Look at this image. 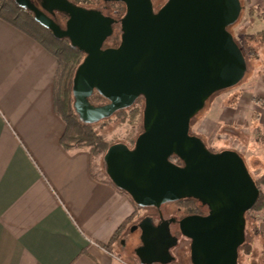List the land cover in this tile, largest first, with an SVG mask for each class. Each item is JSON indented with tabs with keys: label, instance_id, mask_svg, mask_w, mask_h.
<instances>
[{
	"label": "water",
	"instance_id": "obj_1",
	"mask_svg": "<svg viewBox=\"0 0 264 264\" xmlns=\"http://www.w3.org/2000/svg\"><path fill=\"white\" fill-rule=\"evenodd\" d=\"M57 38H67L85 56L73 81L74 108L93 124L144 99L143 131L133 147L112 144L103 159L110 180L142 207L194 198L208 206L206 216H189L181 231L192 239L193 264H239L246 240L245 214L260 189L242 155L233 149L211 151L191 134V121L215 93L239 84L248 66L228 29L243 11L241 0H121V42L105 45L118 21L68 0H15ZM68 16L65 27L55 11ZM99 93L108 102L91 101ZM177 156L178 164L171 160ZM143 264L167 263L157 257L148 235L165 230L150 216L140 222ZM167 232V230H166ZM163 254V255H162Z\"/></svg>",
	"mask_w": 264,
	"mask_h": 264
},
{
	"label": "crops",
	"instance_id": "obj_2",
	"mask_svg": "<svg viewBox=\"0 0 264 264\" xmlns=\"http://www.w3.org/2000/svg\"><path fill=\"white\" fill-rule=\"evenodd\" d=\"M243 1L251 35L263 30L262 18L250 23L249 9L264 11V0ZM58 68L40 43L0 19V264H116L115 233L136 210L129 195L97 171L88 148L61 144ZM232 96L215 98V113L211 108L197 123L196 135L206 142L211 123L216 142H230L228 149L238 152L243 147L251 158L264 154L262 139L255 138L264 133V65ZM258 214L253 248L259 259L264 210Z\"/></svg>",
	"mask_w": 264,
	"mask_h": 264
},
{
	"label": "trees",
	"instance_id": "obj_3",
	"mask_svg": "<svg viewBox=\"0 0 264 264\" xmlns=\"http://www.w3.org/2000/svg\"><path fill=\"white\" fill-rule=\"evenodd\" d=\"M241 2L244 8L243 0H241ZM125 12L126 9L124 10V14ZM242 14L243 11L241 13V16ZM123 16H124L123 12H121V14L118 17H123ZM256 17L262 18L264 20V11L261 12L255 9H249L250 23L253 22ZM240 18L236 23L229 26L228 29L230 31L231 28L239 22ZM0 19L11 24L15 28L21 30L22 32H24L25 34L36 40L51 54H53L59 62V68L55 76L54 88H55L56 111L63 118L65 122V132L61 137V144L63 145V147H65L67 150L86 147L88 148L91 158L93 160H95L102 154L105 155V153L112 145V143H110L106 139L103 133H99L97 131L94 123L89 124L83 122L79 118L74 108V96H73L74 76L78 66L83 61L85 54L82 51H80L77 47L72 46L69 39L57 38L50 29L46 28L38 21H36L32 11L19 6L15 0H0ZM246 39L249 43V52L246 51V49L243 48L242 46L240 47L245 55L247 66L249 67V61H250L249 57L257 60L259 57H261V54H263L264 52V29L257 31L256 33L248 36ZM263 60H264V56H263ZM96 99L97 100L102 99L104 101H107L103 96H101L97 92L92 96L91 101L94 102V100ZM140 102L141 101L139 99L136 101L134 105L128 107L129 109L128 108L121 109L117 111L115 114L125 115V113H128L129 116L131 114L132 115L131 118H133L137 116L138 109L136 110V108H138ZM205 107L206 104L204 108L201 111H199V113H201L205 109ZM194 118L191 121L190 132L191 134L196 135V133L192 132ZM260 139H263L264 141V133L261 134ZM215 152H219V151H215ZM171 160L178 164H181V160L177 156H172ZM252 176L257 186L260 189V195L256 204L249 211L246 212L245 214L246 222H247V216H250L253 219L254 213H259L264 210V191L262 190V186L264 185V171H262L258 175L252 174ZM108 179L111 183H113L110 180V178ZM122 191L127 195H129L126 191L124 190ZM129 197L131 198L130 195ZM131 200L136 208L135 213L130 219H127L123 224V226L121 227V229H119V231L115 233L113 242L114 240H118V238L121 236L123 232L122 229H125L126 226L134 219L135 215L137 214V211L144 208L138 205L132 198ZM245 231H246V226H245ZM254 231H255L254 234H257L258 227H255ZM104 247L107 249L111 248L110 245H105ZM253 251L254 248L252 242L245 241L239 249V256L240 255L250 256L253 253Z\"/></svg>",
	"mask_w": 264,
	"mask_h": 264
},
{
	"label": "rangeland",
	"instance_id": "obj_4",
	"mask_svg": "<svg viewBox=\"0 0 264 264\" xmlns=\"http://www.w3.org/2000/svg\"><path fill=\"white\" fill-rule=\"evenodd\" d=\"M167 2V0H153L154 3V7L156 10L160 9L165 3ZM244 2V1H243ZM126 8V7H125ZM125 10V9H124ZM123 15H124V11H123ZM259 17H256V19L251 22L252 24L254 22H256V24L258 25V23L260 22V20L258 19ZM250 28H248V26L246 25V17H245V12H243L239 22L237 24H235L232 28L231 31L232 33L235 35L238 44H240V46H242L243 48L246 49V51L249 52V43L247 41V37L251 35V30H249ZM121 25H117L115 27V31L113 36L108 40L107 45L108 46H116L120 43L121 41ZM262 53V52H261ZM263 56H264V52L263 54H261V57H259L257 60L252 59L249 57V67L247 70V73L245 75V77L243 78V80L237 84L234 87L222 90L220 92L215 93L214 95H212L206 102V107L205 109L199 113L193 120V126H192V132L196 133L198 130V126L197 123L199 121H202V119L204 118L205 115H207L208 112H211V108L214 110L215 113V98H218L220 95L222 97H226V96H230L233 95L234 97L242 94V90L245 87V85L247 84V82L250 81L251 76L253 75L254 71L256 69H259L262 65H264V60H263ZM232 96V97H233ZM140 104L138 105V108H136V110L138 109V113L137 116L132 117V115L128 113H125V115H112L111 117H108L104 120H101L99 122L94 123L97 131L99 133H103L106 137V139L110 142V143H117V142H124L126 144H128L130 147H133L135 144V141L137 139V137L139 136L140 133H142L143 131V113H144V107H145V103L143 98L140 99ZM95 102V103H94ZM94 104H104L107 103L108 101H104L102 99L100 100H94ZM129 109V108H128ZM126 116V117H125ZM208 125L211 127V137H203L205 138L206 142L205 144L207 145V147L211 150V151H220L223 149H228L230 146V142H216L215 141V128L212 127L213 125L211 123H208ZM255 127H257L256 125H254ZM205 127H207V124L205 125ZM255 138L257 140H260L258 133L255 134ZM263 141V139H262ZM244 144H246L243 141ZM264 143V141H263ZM241 151H239L242 154V157L244 158L246 165L249 169V171L254 174V175H258L259 173H261L262 171H264V154L261 151L258 152H254L253 156L254 158H251L249 153H245L246 156H244V149L243 147L240 149ZM249 155V156H248ZM103 157L104 155L102 154L101 156H99L98 158H96L94 167L97 169V171H99V173L105 177H108V174L106 172V165L105 162L103 161ZM109 178V177H108ZM155 209L149 207V208H142L139 211H137V214L135 215L134 219L126 226V228L123 230L121 236L118 238V245H116L114 247V252L117 256L116 258V264H138V262L136 261V257L134 255H132V246L133 244V240L129 241L126 240L127 242V246L128 247H123L122 241H124V238L129 239L128 238V234H129V228L130 226L135 223L136 220L141 219L142 217H144L146 214L152 213L154 212ZM254 218L252 219L250 216H247V222H246V242H252V244H254L255 246H257V239H256V235L254 234V228L257 227V221L260 219L259 218V214L258 213H254ZM125 242V243H126ZM256 253L255 251H253V253L250 256H246V255H240L239 256V263L240 264H263L264 262V257H259V259L256 257Z\"/></svg>",
	"mask_w": 264,
	"mask_h": 264
},
{
	"label": "flooded vegetation",
	"instance_id": "obj_5",
	"mask_svg": "<svg viewBox=\"0 0 264 264\" xmlns=\"http://www.w3.org/2000/svg\"><path fill=\"white\" fill-rule=\"evenodd\" d=\"M32 1L39 7H42L41 0ZM68 1L78 7L86 8L88 10H97L106 16L116 19L118 22L114 24V31L117 25H121L119 20L122 17L118 16L124 11V8L126 7L125 3L121 0ZM53 18L58 24L61 25V27L64 28L68 16L56 10ZM110 38H108V40ZM108 40L105 43L107 47H117L120 44L119 43L116 46H108ZM151 208L155 209V211L146 214L144 217L136 220L135 223L130 226L128 234L129 239L124 238V241H122L123 247H128L126 240H128V242L133 240L132 242L134 245L132 246V255L136 257L138 264H143V262L148 259L139 256L136 250L144 245L140 222L143 218L150 216L156 227H160L161 229L165 230V232H160L158 236H154V233L148 235V241L153 244L156 256H161L160 250H165L162 252L163 254L170 253V256L168 257L169 261L167 263L152 262L151 264H193L191 252L192 239L182 233L180 222L189 216H206L209 213L208 206L203 205L198 199L184 198L178 201L164 203L160 207Z\"/></svg>",
	"mask_w": 264,
	"mask_h": 264
}]
</instances>
